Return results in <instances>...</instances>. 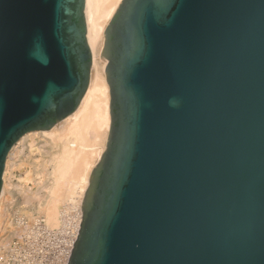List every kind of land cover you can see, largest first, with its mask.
<instances>
[{"label": "water", "instance_id": "95a60500", "mask_svg": "<svg viewBox=\"0 0 264 264\" xmlns=\"http://www.w3.org/2000/svg\"><path fill=\"white\" fill-rule=\"evenodd\" d=\"M118 5L110 132L68 264H264V0ZM83 8L0 0V187L11 146L86 91Z\"/></svg>", "mask_w": 264, "mask_h": 264}, {"label": "bare ground", "instance_id": "6f19581e", "mask_svg": "<svg viewBox=\"0 0 264 264\" xmlns=\"http://www.w3.org/2000/svg\"><path fill=\"white\" fill-rule=\"evenodd\" d=\"M120 1L84 0L85 38L91 54L90 78L86 91L76 109L64 119L49 129L24 133L9 149L2 172V243L5 240L2 238V230L9 222L8 196L11 194V185L14 184L11 176L14 175L15 168H23L24 148L29 149L25 159H30L32 163L24 166L26 168L22 180L14 184L20 189L23 201L27 204L20 207L22 215L30 219L35 213L40 214L47 227L56 228L61 223V212L74 204L79 205L62 264H68L83 216L82 197H85V192L91 185L92 172L106 150L110 132V90L105 74L107 60L101 59V53L105 41L104 31ZM33 152L37 158H32ZM28 180H31V184H27Z\"/></svg>", "mask_w": 264, "mask_h": 264}, {"label": "rangeland", "instance_id": "374dc122", "mask_svg": "<svg viewBox=\"0 0 264 264\" xmlns=\"http://www.w3.org/2000/svg\"><path fill=\"white\" fill-rule=\"evenodd\" d=\"M28 150V147L23 149L22 160H25V163L21 165L23 168L13 170L14 175L11 176V182L14 184L22 180L24 168H26L24 166L32 163L30 159H25ZM33 155V159L38 157L35 153ZM14 184L11 185V194L8 196V226L2 230V238H5L4 244L0 242L1 264H62L79 205L74 204L63 210L60 214V225L56 228H49L43 223V217L40 214L35 213L30 219L22 215L20 207L27 206V204L23 201L20 189ZM27 184H31V180H28Z\"/></svg>", "mask_w": 264, "mask_h": 264}, {"label": "clouds", "instance_id": "9594fccd", "mask_svg": "<svg viewBox=\"0 0 264 264\" xmlns=\"http://www.w3.org/2000/svg\"><path fill=\"white\" fill-rule=\"evenodd\" d=\"M171 103H172L173 105H175V104L178 103V101H175V100H174V101H172Z\"/></svg>", "mask_w": 264, "mask_h": 264}]
</instances>
